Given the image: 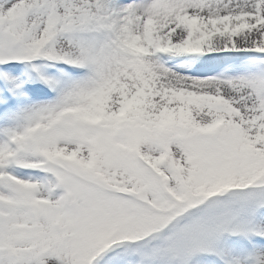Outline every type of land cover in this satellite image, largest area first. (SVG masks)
Returning a JSON list of instances; mask_svg holds the SVG:
<instances>
[{"label": "snow or ice", "instance_id": "snow-or-ice-1", "mask_svg": "<svg viewBox=\"0 0 264 264\" xmlns=\"http://www.w3.org/2000/svg\"><path fill=\"white\" fill-rule=\"evenodd\" d=\"M0 264H264V0H0Z\"/></svg>", "mask_w": 264, "mask_h": 264}]
</instances>
